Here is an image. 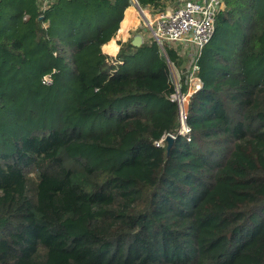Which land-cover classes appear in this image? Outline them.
Returning a JSON list of instances; mask_svg holds the SVG:
<instances>
[{"label":"trees","instance_id":"obj_1","mask_svg":"<svg viewBox=\"0 0 264 264\" xmlns=\"http://www.w3.org/2000/svg\"><path fill=\"white\" fill-rule=\"evenodd\" d=\"M168 1L0 7V264H264V0H222L207 56L166 45L186 136L158 49L102 51Z\"/></svg>","mask_w":264,"mask_h":264},{"label":"built area","instance_id":"obj_2","mask_svg":"<svg viewBox=\"0 0 264 264\" xmlns=\"http://www.w3.org/2000/svg\"><path fill=\"white\" fill-rule=\"evenodd\" d=\"M222 0H180V3L173 9L161 10L155 16L149 15L151 9L139 10L142 19L141 29H146L152 34L156 42L163 46L173 47L180 55L191 54L194 48L201 51L213 38L215 34V19ZM149 12V13H148ZM148 13V14H147ZM140 35V34H136ZM135 35V36H136ZM134 36V37H135ZM177 46V47H176ZM168 72L174 79L171 82L175 88L172 100L179 104V120L181 124L180 134L188 135L191 132L187 118V103L189 97L200 89V79L195 75L198 66L193 67L190 78V88L187 94L181 93V82L177 79L178 71L168 63ZM170 81L171 77H170ZM180 82V87L178 83ZM44 83L52 84L50 76L44 78ZM185 102V103H184ZM175 138L174 135L168 134ZM167 136L156 142V147H162Z\"/></svg>","mask_w":264,"mask_h":264},{"label":"rangeland","instance_id":"obj_3","mask_svg":"<svg viewBox=\"0 0 264 264\" xmlns=\"http://www.w3.org/2000/svg\"><path fill=\"white\" fill-rule=\"evenodd\" d=\"M25 2H22L21 0H3L2 1V3L0 4V7H1V10H2V12H6V14H7V16L9 15V14H12V13H18V12H21V11H23L24 9H28L30 6H28L27 4H26V2H28V1H31V0H24ZM148 14V13H147ZM27 18V17H26ZM143 24V23H142ZM141 32H138V34H140L141 36H142V38H143V42H151V44H150V46H153V47H156L157 49H158V52L160 53V55L163 57V59H165V60H167L168 61V63H171L170 61H169V59H168V55H167V52H166V49H164L163 48V46H160L157 42H156V40H155V38L152 36V34L150 33V32H148L146 29H141L140 30ZM215 32H217V34L220 36L219 38H218V42H221L222 41V39H224L225 38V35H226V33L224 32V31H215ZM135 35V34H134ZM133 40V39H132ZM142 42V43H143ZM155 42V43H154ZM212 42V41H211ZM210 42V43H211ZM141 43V44H142ZM208 44L205 48L206 49H208L206 52H204L203 54H205L206 56H207V54L209 53V50H215L216 48H215V43H212V44ZM177 47V46H176ZM173 48V47H172ZM196 50V49H195ZM194 50V51H195ZM231 51H232V49H226V51H225V53H226V55H229L230 53H231ZM179 53V52H178ZM191 54H193V52L191 53ZM191 54H187V55H191ZM179 56H181V57H184L185 55H180L179 54ZM48 64L50 65V64H52V60H50L49 62H48ZM175 68H176V70L178 71V75H177V79H180L181 78V71H180V69H178L173 63H171ZM70 66V68L72 67V65H69ZM44 67H45V64L44 63H42V64H39L38 66H37V72H41L43 69H44ZM50 76V75H49ZM170 77H171V82H174V79L172 78V76L170 75ZM50 78H51V76H50ZM51 80H52V78H51ZM40 79H39V82H37V85L39 86V88H41V90H43V92H48V89L49 88H47V87H49V86H46V85H44L43 87L42 86H40ZM42 84V83H41ZM178 86L180 87V82L178 83ZM190 88V87H189Z\"/></svg>","mask_w":264,"mask_h":264},{"label":"crops","instance_id":"obj_4","mask_svg":"<svg viewBox=\"0 0 264 264\" xmlns=\"http://www.w3.org/2000/svg\"><path fill=\"white\" fill-rule=\"evenodd\" d=\"M42 1H44V4H45L47 0H42ZM174 1L175 0L168 1L167 6L165 7V9H162V10L171 9L172 6H176V5H174ZM179 2H180V0H179ZM135 3L136 2H133L132 6L129 7L125 11L124 19L120 24V29L117 33L116 38L112 39L110 42L105 44L102 48L103 53L106 54L107 56L111 57V59L117 58V54L120 50L119 42H127L129 40H132L134 38V36L136 34H138V32H141L140 30H141V25H142V19H141V16L139 14L140 9L136 6ZM148 9H150V8H148ZM150 11L151 12L149 15H153V16H155L159 12L158 11L156 13V12H153L152 10H150ZM143 43H145V42H143ZM122 64H123V62H122Z\"/></svg>","mask_w":264,"mask_h":264},{"label":"water","instance_id":"obj_5","mask_svg":"<svg viewBox=\"0 0 264 264\" xmlns=\"http://www.w3.org/2000/svg\"><path fill=\"white\" fill-rule=\"evenodd\" d=\"M136 4V6L139 8V9H141L140 8V6H139V4L136 2L135 3ZM143 42V38H142V36L141 35H136L134 38H133V40H132V44L135 46V47H139V46H141V43ZM166 141H167V143H168V150H170V148L172 147V145H173V142H174V138L173 137H171V136H167V138H166Z\"/></svg>","mask_w":264,"mask_h":264},{"label":"bare ground","instance_id":"obj_6","mask_svg":"<svg viewBox=\"0 0 264 264\" xmlns=\"http://www.w3.org/2000/svg\"><path fill=\"white\" fill-rule=\"evenodd\" d=\"M185 103V102H184Z\"/></svg>","mask_w":264,"mask_h":264}]
</instances>
